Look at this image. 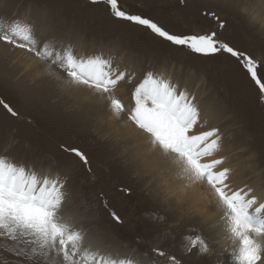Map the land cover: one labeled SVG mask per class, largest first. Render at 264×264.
I'll use <instances>...</instances> for the list:
<instances>
[{"label":"rangeland","instance_id":"rangeland-1","mask_svg":"<svg viewBox=\"0 0 264 264\" xmlns=\"http://www.w3.org/2000/svg\"><path fill=\"white\" fill-rule=\"evenodd\" d=\"M121 4L174 33L216 31L219 39L264 58V0H121ZM205 12H215L224 27ZM17 18L33 24L41 36L70 43L77 54L114 57L117 66L134 75L131 83L118 90L127 91L123 98L118 94L123 100L131 99L132 88L149 70L195 95L206 121L201 130L219 127L224 134L222 154L235 174L232 177L264 192V101L235 60L194 55L147 29L114 19L106 5L90 0H0V22ZM256 19L259 24L255 25ZM44 71L34 58L0 43V157L67 178L70 214L93 235H101L121 257L151 258V250L162 246L182 257L184 264H223L224 253L210 258L215 249L211 241L210 254L185 255V238L211 228L202 223L195 226L185 207L182 215V202L157 193L153 173L148 177L137 171L135 153L146 161L152 152L144 137L111 116L98 117L104 118L105 125L95 127L87 113L103 102L84 91H69L50 77L40 83L37 78ZM68 100L71 103L65 105ZM4 104L18 117L11 116ZM62 146L83 151L91 170ZM142 160L138 162L144 167ZM158 210L163 215L153 220ZM112 212L121 217L120 223ZM186 215L193 230L181 238L176 231ZM207 231V237L214 238ZM10 247L9 241L0 238V264H21L22 258Z\"/></svg>","mask_w":264,"mask_h":264},{"label":"snow or ice","instance_id":"snow-or-ice-1","mask_svg":"<svg viewBox=\"0 0 264 264\" xmlns=\"http://www.w3.org/2000/svg\"><path fill=\"white\" fill-rule=\"evenodd\" d=\"M107 6L114 19L147 29L159 39L194 55L227 56L237 62L256 86L264 101V58H257L218 38L216 31L178 34L149 16L127 11L121 0H90ZM224 27L215 12H205ZM0 43L34 58L53 80L69 91L89 93L125 127L141 134L148 148L160 155L185 188L210 190L222 213L223 231L231 242L239 264H264V199L254 188H234L232 169L227 166L224 134L219 127L201 130L206 121L196 97L177 84L149 70L131 91V105L118 90L134 75L103 53L77 54L70 43L41 36L35 26L17 18L0 22ZM2 103V102H0ZM13 117L18 113L3 105ZM63 147V146H62ZM91 170L88 156L78 148L63 147ZM67 178L42 174L0 157V238L10 242V251L21 264H184L182 257L162 246L154 247L151 258L123 256L99 234L78 223L69 212ZM112 218L120 223L115 212ZM211 227V226H210ZM185 255H208L209 241L201 234L186 237Z\"/></svg>","mask_w":264,"mask_h":264},{"label":"bare ground","instance_id":"bare-ground-1","mask_svg":"<svg viewBox=\"0 0 264 264\" xmlns=\"http://www.w3.org/2000/svg\"><path fill=\"white\" fill-rule=\"evenodd\" d=\"M243 5H245V4L243 3ZM242 8L244 11L246 10V6H243ZM256 24H259L257 19L255 22V25ZM19 61H21V58H19ZM31 75H36V74L31 72ZM40 77H42V78H40ZM48 77L49 76L46 74V71H44V74L42 76H39L37 78V80H39V81L41 80L40 83H42V82L46 81V78H48ZM124 91H125V88L121 92H118V94L121 95L122 98L127 93V91L126 92H124ZM124 93H125V95H124ZM60 94L62 95L63 93H60ZM124 101L128 105H131V103H132L131 99L130 100L125 99ZM70 103L71 102L69 100L64 102L65 105H68ZM87 115L89 116V119H91L94 122V124H96L95 127L98 126V127H100V129L102 128L101 127L102 125H105V123L103 120L104 118L101 121V120H97L98 117H100V116H111V118H115L111 114V112L109 110H107L104 103L93 106L90 109V111L87 113ZM131 155H134V154H131ZM138 160L139 161L142 160V156L139 159V152L135 153L134 158H133V162L135 164V167L137 168V171L139 170L141 175L143 172V174H145L149 177V175L151 173H153V187L156 188L157 193H159V194L163 193L166 195V197H167V195H169L170 197L174 196L178 201L182 202L184 204L183 207L181 206L182 215H185V213L183 212L184 207H185V210L188 211L189 216L191 218L190 221L193 220L195 226L199 227V226H201V223L203 226H206V225H209V227L211 226L210 227L211 230H209L208 228H204V231L202 232L204 237L208 241H211L212 242L211 244H214V248H215L214 253H212L213 255H211L210 258L215 259V257H216V259H217L219 257L217 255H219V253H224L226 255V261L223 264H239V262L236 259V253L234 252V250L232 248L231 242L229 240H227L225 237V232L223 231V221L221 219L222 213L216 208V206L213 202V198L211 196L210 190L205 191L202 188H200L199 186H195L194 189L185 188L184 185L182 184V182L176 177V175L172 172V170L165 164L164 159L158 154L151 152L150 156L146 159V161L142 160V163L145 162L144 167L140 166ZM124 163H126V162H124ZM236 165H234V168H236L235 167ZM228 167H230V166H228ZM241 170H243V168H241ZM146 171H147V173H146ZM232 174H234V172ZM232 178H236V176H233ZM241 180H242V178L231 179L232 185L236 184V186L233 185V187L234 188L244 187L245 185L241 182ZM252 184H254V183H252ZM247 186L255 189L254 185L249 184ZM255 191L258 195H261L262 199H264V192H262L258 189H255ZM165 199H167V198H165ZM182 203H180V204H182ZM158 211H159V215L153 214V220H156L161 215H163V213L160 210H158ZM200 218H202L201 222H200ZM175 219H178V217H175ZM190 221H189L188 216L181 220L180 226L182 228L178 229L176 231V234L180 235L181 238L191 234L193 227L191 226V224H189ZM186 222H188V223H186ZM207 229H208V231H207ZM206 231H207V234L210 233L211 235L214 236V238H208L207 235L205 234ZM213 239L215 240L214 242H213Z\"/></svg>","mask_w":264,"mask_h":264}]
</instances>
